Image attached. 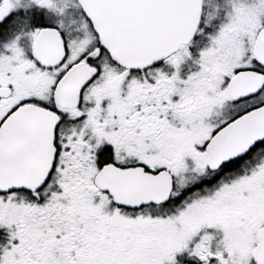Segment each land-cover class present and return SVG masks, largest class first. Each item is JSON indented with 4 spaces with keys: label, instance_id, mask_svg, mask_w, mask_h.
<instances>
[{
    "label": "snow or ice",
    "instance_id": "1",
    "mask_svg": "<svg viewBox=\"0 0 264 264\" xmlns=\"http://www.w3.org/2000/svg\"><path fill=\"white\" fill-rule=\"evenodd\" d=\"M0 264H264V0H0Z\"/></svg>",
    "mask_w": 264,
    "mask_h": 264
}]
</instances>
